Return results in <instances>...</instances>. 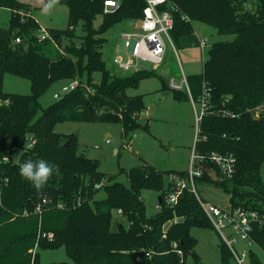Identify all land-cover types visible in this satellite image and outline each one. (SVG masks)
Listing matches in <instances>:
<instances>
[{"label": "trees", "instance_id": "16d2710c", "mask_svg": "<svg viewBox=\"0 0 264 264\" xmlns=\"http://www.w3.org/2000/svg\"><path fill=\"white\" fill-rule=\"evenodd\" d=\"M105 1L60 0L69 11L67 29L47 30L49 37L40 40L42 30L31 8L19 0H0V8L12 11L8 38L0 39V100L9 101L0 106V264H40V250L60 247L73 264H187L189 256L200 264L191 253L196 245L191 230L212 225L195 193L184 190L170 207L166 198L172 183L164 190L162 171L148 164L131 168L126 186L101 172L99 160L81 152L76 134L55 131L63 123H120L128 136L141 126L144 102L129 97L127 90L158 73L139 70L129 77H113L102 49L106 32L121 22L139 20L146 0H120L108 13ZM170 1L178 9L171 31L176 48L182 49V38L195 33V23L233 37L212 44L202 73L187 77L191 96L183 88L172 89L180 102L198 103L208 94L210 105L200 123L204 139L198 142L197 152L236 159L233 175L224 179L219 167L207 159L195 182L222 188L232 208L264 213V0ZM251 2L257 5L254 12L248 7ZM98 17L102 23L96 28ZM79 23L84 36L76 45L72 39ZM64 42L53 56L49 48L53 44L61 48ZM8 74L29 80L32 93H6L3 85ZM74 80L79 81L77 89L43 109L36 119L39 99L54 85L62 87ZM18 150L22 151L19 161L11 163ZM29 159L58 166L40 192L19 174V164ZM172 173L187 175V171ZM101 182L103 187L96 189ZM146 189L162 191L161 211L151 219L141 195ZM101 190L106 196L97 200ZM78 198L83 200L81 206H76ZM44 200L42 213H36ZM119 210L127 225L119 222L114 228L113 212ZM175 215L181 220L174 223ZM252 238L264 251V224L255 228ZM173 243H178L183 257L174 251ZM230 255L224 245L223 264H229ZM249 255L251 264H261L254 253Z\"/></svg>", "mask_w": 264, "mask_h": 264}, {"label": "rangeland", "instance_id": "374dc122", "mask_svg": "<svg viewBox=\"0 0 264 264\" xmlns=\"http://www.w3.org/2000/svg\"><path fill=\"white\" fill-rule=\"evenodd\" d=\"M19 1L31 8L32 15L42 31L67 29L69 11L60 0H57L55 6L47 14L42 12L44 4L41 3V0ZM44 3H47V0H44ZM256 6L255 2H251L248 7L254 12ZM111 11L112 9H109V12ZM11 15V10L0 8V39L8 38V23ZM185 19L188 20V18ZM101 23L102 17H98L95 21V27L98 28ZM138 24V19L128 20L115 25L106 32L104 35L106 42L102 49L106 68L113 77L119 78L129 77L139 69L154 70L167 82L170 89L164 88L161 78L156 76L144 79L137 87L127 90L129 97H141L145 105L139 121L141 126L128 136L125 135L120 123H63L57 125L55 131L62 134H76L81 152L87 150L86 156L99 160L100 171L107 177H114V181L128 186L127 171L148 164L164 173V190H167L170 184V176L173 174L172 171L188 170L197 130L195 109L192 102L176 100L173 93V90L176 89H173L169 82L174 79L177 85H182L183 89L188 91L187 86L183 85V73L185 77L201 74L210 46L217 42L230 40L233 37L219 35L215 28L202 23H195V33L192 36L182 38V49L177 47V53L168 48L166 59L160 67H155L148 62H140L137 71L123 72L114 64V56L117 52L124 51L122 35L126 32L138 31ZM83 36V25L79 23L75 27L72 42L80 45ZM199 40L207 42V47L204 50L200 47ZM64 46L65 42L61 48L53 44V47L49 49L53 51L52 55L54 56L57 53L56 50H62ZM100 76V74L96 75L97 82L100 81ZM60 85V83L54 85L39 99L41 109L36 119L41 117L43 109L57 101L54 99V95L60 92ZM3 89L6 93L12 94L30 95L32 93L29 80L9 74L5 76ZM197 108H200L199 105ZM145 125H147V129L144 128ZM21 154L22 151L20 150L14 152L10 157L11 163H17ZM262 178L264 182V166ZM195 184L198 194L204 201L221 209L230 207V196L222 188L199 179L196 180ZM141 195L146 207V216L150 219L155 217L161 211L160 197L162 191L146 189L142 190ZM105 196V192L101 190L96 198L101 200ZM113 217L114 228L119 222L127 225L126 219L118 215L117 211L113 212ZM179 220L181 218L175 215L174 223ZM191 234L196 239V245L191 253L199 257L200 264H223L225 244L213 227L193 228ZM235 247L239 253L243 251L248 254L254 253L260 263L264 264V251L257 245L240 242L235 244ZM228 260L229 264H237L231 255ZM250 260V255H248L244 264H251ZM55 263L73 264L63 247L40 250V264ZM187 264H196L192 256L187 259Z\"/></svg>", "mask_w": 264, "mask_h": 264}, {"label": "built area", "instance_id": "2783aa9c", "mask_svg": "<svg viewBox=\"0 0 264 264\" xmlns=\"http://www.w3.org/2000/svg\"><path fill=\"white\" fill-rule=\"evenodd\" d=\"M118 5L119 1H105V12L108 13L109 9H115ZM176 11H178L176 5L170 0H146V6L142 10V17L138 20V31L126 32L122 35L124 51L117 52L114 56V64L116 67L123 72L137 71L140 62H148L155 67H160L166 59L168 48L177 53V48L171 37V31L174 28L173 13ZM48 37L47 31L44 30L39 36L40 40ZM15 42L20 43V39H16ZM199 45L204 50L207 47V42L205 40H199ZM183 76V85L187 86L189 95L191 96L187 85V77H185L184 73ZM169 84L176 90L183 88L182 85H177L174 79H171ZM78 86V80L63 85L60 92L54 95V99L60 100L65 94L76 90ZM3 104H9V101L4 102L0 100V106ZM192 105L195 109L197 127L194 150L190 159L187 175L180 177L177 174H171L170 182L172 183V187L166 198V204L174 207L178 203L183 191L190 189L195 193L201 210L232 253L236 263L244 264L245 258L249 254L245 251L239 253L235 244L240 242H249L250 245L254 244L252 234L255 228L264 224V213L256 210H245L241 207L221 209L214 204L204 201L200 197L195 186V178L202 175V163L208 159L214 165L218 166L222 179H224L233 175L236 159L232 155L212 153L208 156H203L197 152L198 142L204 139L200 136V123L206 113L205 111L210 105L208 94L204 93L198 103H195L192 99ZM197 105H199V109ZM33 144L34 142H31L29 147ZM103 185L104 182L99 183L96 189H101ZM82 202L83 200L78 198L76 206H81ZM46 203L47 201L44 200L39 204L36 208V213L41 214L43 205ZM117 213L118 215L122 214L121 210L117 211ZM173 249L178 255L183 257V252L178 248V243H173Z\"/></svg>", "mask_w": 264, "mask_h": 264}, {"label": "clouds", "instance_id": "9594fccd", "mask_svg": "<svg viewBox=\"0 0 264 264\" xmlns=\"http://www.w3.org/2000/svg\"><path fill=\"white\" fill-rule=\"evenodd\" d=\"M41 3L44 4L42 12L47 14L55 6L57 0H47V3H44V0H41ZM57 171V165L49 164L43 159H29L19 164L20 176L29 181L38 192L42 191L46 183Z\"/></svg>", "mask_w": 264, "mask_h": 264}, {"label": "water", "instance_id": "95a60500", "mask_svg": "<svg viewBox=\"0 0 264 264\" xmlns=\"http://www.w3.org/2000/svg\"><path fill=\"white\" fill-rule=\"evenodd\" d=\"M87 152H88V151L85 150L83 153H84V154H87ZM55 264H67V263H55Z\"/></svg>", "mask_w": 264, "mask_h": 264}, {"label": "crops", "instance_id": "0c3cea01", "mask_svg": "<svg viewBox=\"0 0 264 264\" xmlns=\"http://www.w3.org/2000/svg\"><path fill=\"white\" fill-rule=\"evenodd\" d=\"M251 253V252H250Z\"/></svg>", "mask_w": 264, "mask_h": 264}]
</instances>
